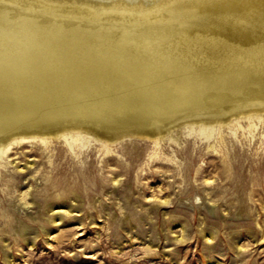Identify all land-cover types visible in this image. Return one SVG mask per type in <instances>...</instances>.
<instances>
[{
  "label": "bare ground",
  "instance_id": "6f19581e",
  "mask_svg": "<svg viewBox=\"0 0 264 264\" xmlns=\"http://www.w3.org/2000/svg\"><path fill=\"white\" fill-rule=\"evenodd\" d=\"M253 119L264 0H0V164L29 142L109 154Z\"/></svg>",
  "mask_w": 264,
  "mask_h": 264
},
{
  "label": "rangeland",
  "instance_id": "374dc122",
  "mask_svg": "<svg viewBox=\"0 0 264 264\" xmlns=\"http://www.w3.org/2000/svg\"><path fill=\"white\" fill-rule=\"evenodd\" d=\"M248 123L109 154L15 146L0 164V264H264V123Z\"/></svg>",
  "mask_w": 264,
  "mask_h": 264
}]
</instances>
